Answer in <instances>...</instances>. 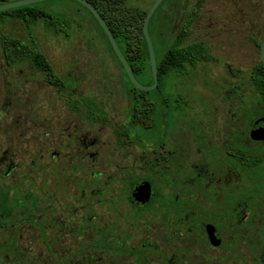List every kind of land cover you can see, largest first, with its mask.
Instances as JSON below:
<instances>
[{"label": "flooded vegetation", "instance_id": "flooded-vegetation-1", "mask_svg": "<svg viewBox=\"0 0 264 264\" xmlns=\"http://www.w3.org/2000/svg\"><path fill=\"white\" fill-rule=\"evenodd\" d=\"M210 1L165 7L162 49L193 53L154 52L150 90L113 51V65L86 52L40 68L1 42L0 264H264L263 72L237 67L229 17H202ZM122 56L154 84L149 55L145 83Z\"/></svg>", "mask_w": 264, "mask_h": 264}, {"label": "rangeland", "instance_id": "rangeland-1", "mask_svg": "<svg viewBox=\"0 0 264 264\" xmlns=\"http://www.w3.org/2000/svg\"><path fill=\"white\" fill-rule=\"evenodd\" d=\"M15 1L18 0H8L6 3H12ZM154 1L155 0H126V3L127 5L133 6L140 11H145L151 7ZM174 1L175 0H164L163 5L159 10V15L151 22L150 25L151 39L153 40L155 54L157 57H159L162 52V43L160 40L161 17L163 16L162 14L166 12L165 7ZM226 1L228 3L227 6L229 7L227 9V14H225L223 10V7L226 5ZM50 4L53 6L60 5V3L56 0L48 3L47 5ZM218 8L222 9L223 13L214 15V10ZM209 10L212 12L208 13ZM73 13L76 14L75 16L81 17V28L76 31L75 34H70L67 38L55 34L51 29L47 30L42 21L36 24L26 25L20 20L12 19L13 14L11 12L8 14H0V45L3 40L4 42H7L8 39L18 40L24 43L35 42L41 53L45 54L47 57L53 55L55 56L53 58L59 59L64 54H81L86 52L96 55L104 54L106 55L105 59L107 64L112 63L113 65L114 57L112 56L110 49L107 48L101 40L103 39V37H101V33L99 32L100 35L96 34L95 26L90 20V17L83 11ZM225 15L229 17V21L231 20L232 22V38L233 40L237 39L238 42H234L231 52L233 55H241V60H243V57L246 59L243 62L240 60L236 62L238 64L237 67L240 68L241 65H243L249 70L256 67L259 63V51L256 44L261 41L260 38L262 31H254L252 28H255L254 24H261L264 22V0H212L207 3L206 8L202 13V17L205 21H207L209 17H213L211 18L213 19L212 21H215L216 19L214 18L216 17L217 21H224L223 17ZM243 22L248 23L249 30L248 32L246 31V34L253 37L252 35L255 33V43L251 41H244L243 35H245V33L242 30ZM86 23H90V25L86 26ZM82 41H84L86 47L83 45ZM1 54L2 50L0 48V67L3 59ZM95 59L99 58L95 57ZM199 84L202 85L200 82ZM1 86H3L2 83H0V89L2 88ZM0 111L2 112V110ZM3 116H5L4 113Z\"/></svg>", "mask_w": 264, "mask_h": 264}, {"label": "trees", "instance_id": "trees-1", "mask_svg": "<svg viewBox=\"0 0 264 264\" xmlns=\"http://www.w3.org/2000/svg\"><path fill=\"white\" fill-rule=\"evenodd\" d=\"M54 1V0H53ZM52 0L32 4L24 7L15 8L0 12V14L12 13V19L20 20L26 25L36 24L43 22L47 30H53L55 34L63 36L64 38L69 37L70 34H75L76 31L80 30L82 19L80 16H75L79 11H83L90 17L92 23L97 27L103 37V43L110 49L113 54L109 43L99 28L97 22L89 13V11L73 0H56L60 5L53 6L52 4L47 5ZM90 3L101 18L108 26L112 37L114 38L119 50L127 58L132 66L134 73L143 83L146 82L145 71H149L148 64V52L145 40L142 35V24L144 17L148 11H140L133 6H129L126 0H85ZM8 0H0V5L5 4ZM47 5V6H46ZM163 3L154 12L148 25V31L151 37L150 25L151 22L156 19L159 15V10ZM153 41V40H152ZM154 45V44H153ZM3 53L9 54H24L33 57L32 63H39L40 68H44L48 64L46 58L43 56L35 43H24L21 41L10 40L2 43ZM155 52V48H154ZM193 53L191 49H184L183 51H177L169 49L164 51L162 49L161 54H190ZM156 55V54H155ZM179 59V58H178ZM168 60L167 64L172 68H177L182 63L179 60ZM186 62V58H184ZM163 59H160V62ZM256 72H263L260 75L254 77L255 84L264 87V65L260 62L257 67L254 68ZM128 85H131L126 79Z\"/></svg>", "mask_w": 264, "mask_h": 264}, {"label": "water", "instance_id": "water-1", "mask_svg": "<svg viewBox=\"0 0 264 264\" xmlns=\"http://www.w3.org/2000/svg\"><path fill=\"white\" fill-rule=\"evenodd\" d=\"M46 1H50V0H18V1L12 2V3H6V4L0 5V12H4L7 10H12L15 8L24 7V6H28V5H32V4H37V3H41V2H46ZM73 1H75V2L79 3L80 5H82L83 7H85L90 12V14L93 16V18L96 20V22L98 23V25L102 29L104 35L106 36V38H107V40L111 46L112 51L117 56L119 62L122 64L131 84L139 90H150V89L154 88L156 85V81H157L156 63H155L154 49H153L152 41H151V38L149 35V31H148V25H149L151 17L153 16L154 12L159 7V5L163 2V0H155L153 2V4L148 9V11L144 17V21L142 24V35H143V38H144L145 43H146L147 52L149 55L150 68H151L153 81H154V84L151 87H143L134 79L133 74H132L127 62L125 61L124 57L122 56V53L119 50L114 38L112 37V34H111L108 26L106 25L104 20L101 18V16L98 14V12L95 10V8L85 0H73ZM260 60H261L262 64L264 65V40L262 41V43L260 45ZM251 137L255 140H264V128L260 129L259 131L256 130V131L252 132ZM148 196H149L148 187L145 184H143V185L138 186L136 188V190L134 191L133 201L135 203L139 204V203L145 202L146 199L148 198Z\"/></svg>", "mask_w": 264, "mask_h": 264}]
</instances>
